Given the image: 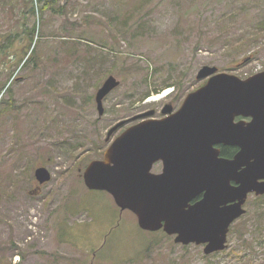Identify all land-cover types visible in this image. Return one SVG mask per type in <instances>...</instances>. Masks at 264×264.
Listing matches in <instances>:
<instances>
[{"label": "rangeland", "instance_id": "rangeland-1", "mask_svg": "<svg viewBox=\"0 0 264 264\" xmlns=\"http://www.w3.org/2000/svg\"><path fill=\"white\" fill-rule=\"evenodd\" d=\"M24 4L0 0V264H264V196L248 195L225 250L207 256L141 230L82 178L133 117L178 110L206 83L202 67L264 71V0H54L23 21ZM109 76L119 86L99 115Z\"/></svg>", "mask_w": 264, "mask_h": 264}, {"label": "water", "instance_id": "water-1", "mask_svg": "<svg viewBox=\"0 0 264 264\" xmlns=\"http://www.w3.org/2000/svg\"><path fill=\"white\" fill-rule=\"evenodd\" d=\"M196 78L207 81L178 110L167 104L161 119L150 118L154 111L133 117L140 121L113 140L103 159L90 162L82 178L86 189L108 193L121 211L133 213L141 230H162L183 246L203 245L208 256L225 250L248 194L264 195V72L240 79L204 66ZM118 86L109 76L97 91L99 115ZM238 117L251 120L236 123ZM124 124L111 128L106 140ZM219 145L238 152L226 159ZM156 163L160 173H152ZM34 177L42 185L51 174L39 167Z\"/></svg>", "mask_w": 264, "mask_h": 264}, {"label": "trees", "instance_id": "trees-1", "mask_svg": "<svg viewBox=\"0 0 264 264\" xmlns=\"http://www.w3.org/2000/svg\"><path fill=\"white\" fill-rule=\"evenodd\" d=\"M37 3H41V7H40V9L41 10H43V9H46V8H50L49 6L52 4H54V0H25V4H24V6H23V10H22V12H21V14H20V17H21V19L24 21V20H26V18H27V15L29 14V13H31V14H35V10H37V8H36V5L35 4H37ZM42 3H43V5H42ZM5 5H6V2H5ZM7 6V5H6ZM10 7H12V6H10ZM10 7H9V9H10ZM12 9V8H11ZM34 27H33V29H31V30H25V32L26 33H30V34H34ZM32 60H34V58H33V56H32V58H31V54L29 55V57L27 58V60L25 61V63L24 64H26L28 61V63H31V62H33ZM233 152H234V150H233ZM230 154H232V149H229V148H222L221 147V149H220V155L221 156H223V157H228Z\"/></svg>", "mask_w": 264, "mask_h": 264}, {"label": "flooded vegetation", "instance_id": "flooded-vegetation-1", "mask_svg": "<svg viewBox=\"0 0 264 264\" xmlns=\"http://www.w3.org/2000/svg\"><path fill=\"white\" fill-rule=\"evenodd\" d=\"M155 114V112H154ZM162 117V116H161ZM160 117V118H161ZM158 119V118H157ZM251 119L250 118H241V117H238V118H235V122H240V121H245V122H249ZM219 148V150L222 148H229V149H232V154H230L228 157H224L226 159H232L234 157V155L238 152V148L237 147H233V146H223V145H219L217 146ZM234 150V152H233ZM221 156V155H220ZM223 157V156H221ZM160 164V163H158ZM161 165V164H160ZM231 185L232 186H235L236 183L235 182H231ZM202 199V194H200L199 196H197L196 198H194L192 201L189 202V205H193L195 204L196 202L200 201Z\"/></svg>", "mask_w": 264, "mask_h": 264}, {"label": "bare ground", "instance_id": "bare-ground-1", "mask_svg": "<svg viewBox=\"0 0 264 264\" xmlns=\"http://www.w3.org/2000/svg\"><path fill=\"white\" fill-rule=\"evenodd\" d=\"M168 94V92H167V90H166V93H164L163 95H161V96H158L157 98H155V99H149L147 102H152V101H154V100H158V99H161V98H163V97H165L166 95Z\"/></svg>", "mask_w": 264, "mask_h": 264}]
</instances>
